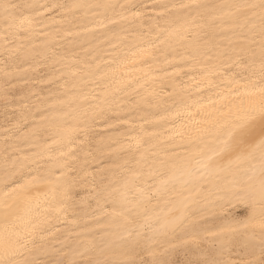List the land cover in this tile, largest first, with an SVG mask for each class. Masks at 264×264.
I'll return each mask as SVG.
<instances>
[{
	"label": "snow or ice",
	"instance_id": "snow-or-ice-1",
	"mask_svg": "<svg viewBox=\"0 0 264 264\" xmlns=\"http://www.w3.org/2000/svg\"><path fill=\"white\" fill-rule=\"evenodd\" d=\"M38 58L47 94L5 120L0 264H264V0H0L6 116Z\"/></svg>",
	"mask_w": 264,
	"mask_h": 264
},
{
	"label": "bare ground",
	"instance_id": "bare-ground-1",
	"mask_svg": "<svg viewBox=\"0 0 264 264\" xmlns=\"http://www.w3.org/2000/svg\"><path fill=\"white\" fill-rule=\"evenodd\" d=\"M41 2H47V0H41ZM63 2V0H61ZM90 2H95V0H90ZM121 2H126V0H121ZM136 2H140V0H136ZM144 3H153L156 2V0H143ZM214 2H224V0H214ZM39 58L37 60L32 61L30 64H24L23 69H27V73H25L28 77H30L27 84H25L24 81H17L13 80V84H18L21 86V88H15L12 91L15 93L14 99L16 100V103H9L8 104V111L7 116L5 112V103L2 99H0V160H2L3 157V148H4V128L9 126L5 124L6 118L9 121L13 120V109L18 107L19 102L22 97L30 96L34 92L41 91L43 89L42 95L47 94L48 88L46 87V81L48 77L44 76V72L47 71L46 67L41 65L39 62ZM168 71H172L171 68L168 69ZM154 75H160V73H154ZM191 75H195V73H191L190 75H182L177 83L180 82H188L191 78ZM2 79V77H0ZM171 89H166V91H170ZM161 115H163V112H160ZM145 115V113H139L137 114V120H139V117ZM151 118V117H150ZM166 127H173V125H166ZM104 125H97V131L103 133L104 132ZM123 130V129H122ZM151 130V129H149ZM108 135L111 136H118V133H108ZM97 140L100 139V137L96 138ZM11 143V141H9ZM93 153L99 154L100 152L104 154L109 153V149L103 148L98 149L96 147H93L92 149ZM83 163V161H81ZM95 162H92V164L88 168V173L95 172ZM82 176H86L87 173H82ZM91 188V184H83L77 186V191L81 193L82 196H86L88 194V190ZM219 211V210H215ZM240 218H243L241 215Z\"/></svg>",
	"mask_w": 264,
	"mask_h": 264
}]
</instances>
